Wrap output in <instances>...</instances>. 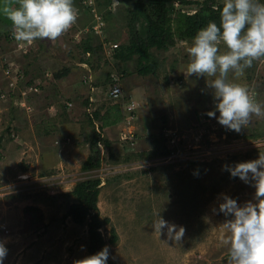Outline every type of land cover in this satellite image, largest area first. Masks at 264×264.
<instances>
[{
    "label": "rangeland",
    "instance_id": "rangeland-1",
    "mask_svg": "<svg viewBox=\"0 0 264 264\" xmlns=\"http://www.w3.org/2000/svg\"><path fill=\"white\" fill-rule=\"evenodd\" d=\"M88 1H73L76 21L55 40L17 41L12 36V22L0 14V47L5 53L0 62V242L8 249L3 264H74L89 256L86 228L64 216L74 202L70 194L75 184L98 178L97 207L100 218L108 221L101 233L107 240L114 229L117 236L114 244H107L110 261L227 264L225 233L220 228L225 217L218 212L221 196L228 195L243 205L255 202V189L232 177L225 166L264 154V115L253 114L239 132L207 115L215 109L212 89L206 85L211 78L187 75L186 49L192 40L175 34L177 26L182 27V15L194 14L198 5L173 3L169 28L174 43L164 52L150 49L157 67L140 76L143 65L136 57L123 65L109 60L111 56L105 53L108 44L116 43L119 51L126 44L129 31L125 13L122 17L121 13L131 3L116 0L114 10L107 11L100 8L104 0L94 1V8L107 14L105 34L100 37L81 33L92 24L85 8ZM212 1L223 4V0ZM4 6H18V0H0V8ZM89 36L93 46L100 44L102 49L84 58L79 44ZM2 66L18 71L19 79L21 69L35 75L30 85L40 79L44 85L39 86L33 102L26 101L30 85L7 89L9 79ZM64 68L68 75L55 83L51 75ZM87 70L92 78L83 83ZM111 75L118 76L124 96L137 103L134 119L128 124V113L123 114L122 105L110 101L104 91L115 84ZM226 80L246 86L251 98L264 104V57L245 68L242 77L230 70ZM99 85L103 86L97 89ZM17 92L20 98L13 102ZM63 103L67 109L58 116L56 106L63 107ZM98 109L100 118L96 119L93 113ZM118 114L116 124L100 128L104 120L112 121ZM93 129L97 131L94 136ZM97 136L111 145L105 149L100 143L102 166L84 172L81 165ZM27 207L34 211L25 212ZM157 213L184 227L180 240L169 238L166 230H155Z\"/></svg>",
    "mask_w": 264,
    "mask_h": 264
},
{
    "label": "clouds",
    "instance_id": "clouds-1",
    "mask_svg": "<svg viewBox=\"0 0 264 264\" xmlns=\"http://www.w3.org/2000/svg\"><path fill=\"white\" fill-rule=\"evenodd\" d=\"M0 14L12 22L13 38L24 42L55 40L77 18L73 0H18V6L0 8ZM186 51L187 75L211 78L206 85L212 89L215 109L207 113L209 117H215L228 130L239 132L249 124L253 114L264 115V104L254 101L246 86L226 80L230 70L235 77H242L245 68L264 57V0H223L219 24L209 21L200 28ZM225 169L255 189V202L243 205L228 195L221 196L218 212L225 217L220 228L225 233L227 264H264V154L234 166L226 165ZM153 227L159 233L166 230L169 238L177 240L185 231L183 226L170 223L159 213ZM7 252L0 242V264ZM108 259L109 248L104 246L74 264H108Z\"/></svg>",
    "mask_w": 264,
    "mask_h": 264
},
{
    "label": "trees",
    "instance_id": "trees-1",
    "mask_svg": "<svg viewBox=\"0 0 264 264\" xmlns=\"http://www.w3.org/2000/svg\"><path fill=\"white\" fill-rule=\"evenodd\" d=\"M74 1V0H73ZM121 2H130L131 7L125 12L124 20H127L126 27L129 31V38L125 45L122 46L121 51L116 50L113 55L109 58L111 61H119L121 64H125L127 61L131 60L133 57L137 58V62L139 65H143V67L138 70L140 76H146L150 73H153V68L157 67V64L154 61L153 56L150 55V49H154L156 53L166 51L170 46L173 45V37L170 34L169 25L173 20L171 19V14L173 12V3L178 1L181 5H198V10L195 11L194 14L182 15V27L177 26L176 35L183 37V40H192L196 33L199 31L200 28L206 26L209 21H215L219 24V9L222 8L223 4H218L212 0H205L201 3L197 1H187V0H120ZM111 0H104L102 6L100 8H106L110 4ZM109 17L111 16L108 13ZM179 16L178 20H180ZM176 21V22H177ZM89 25V23H88ZM174 32V31H173ZM183 32V33H182ZM12 39L8 38V41ZM94 40L92 37H88L85 41L79 44V49H81V53L84 55L83 57L93 56L95 51H100L101 45L93 46ZM150 58V60H149ZM149 60V61H148ZM151 61V62H150ZM84 62H87V58L84 59ZM88 63V62H87ZM21 79L18 80L17 86L18 87H29V85L35 80V75H30L28 71L21 69ZM69 70L64 68L60 71L52 74L53 81L61 80L66 75H68ZM45 71L40 74L41 78L44 75ZM24 77V79H23ZM45 80V76H44ZM40 81V79H38ZM45 82V81H44ZM56 83V82H55ZM112 83V82H111ZM33 85V84H32ZM30 85V86H32ZM45 85L48 86L49 83L45 82ZM99 85L96 86L99 89ZM44 87V86H43ZM111 87L108 86L107 89L104 91L109 92ZM43 89V88H42ZM40 91V87H39ZM12 92V91H11ZM10 92V93H11ZM8 94L10 98L12 95ZM36 93H29V96L26 98L27 103L33 102L36 97ZM20 98V94L17 92V97L13 102H16L17 99ZM109 99V97H108ZM129 98L125 97L126 101ZM110 100V99H109ZM111 101V100H110ZM59 104L57 107L58 116H61L66 111V104L63 103ZM63 108V111L61 110ZM113 109L118 110V106H113ZM100 110H96L93 115L94 118H100ZM120 115L115 117L112 121H103L100 128L111 126L116 124L120 120ZM106 117L102 118L105 119ZM87 125L91 126V120L87 118ZM93 126V125H92ZM93 136L97 133L94 129L92 130ZM2 138V137H0ZM91 142V154L88 155L86 160L81 165V170L92 171L98 170L102 165L104 157H100V143L103 145L105 149L110 147L108 141L98 139ZM2 139H0L1 142ZM100 141V142H99ZM98 145V148H97ZM126 144H123L122 148L126 150L128 148L125 147ZM128 146V145H127ZM109 153V159L112 157V154ZM108 159V157L106 158ZM112 159V158H111ZM115 159V157H114ZM113 159V160H114ZM100 179H88L81 182H77L71 191V196L74 198V202L69 204L68 210L64 216V218H70L71 222L76 226H83L86 228V234L88 238L87 243V252L88 255L95 254L99 250H101L107 244H114L117 240V236L114 232V229L109 231V239H105L101 233V229L104 227L105 224L108 223L107 220L101 219L99 215V209L97 207L98 195L100 190ZM26 211H34L33 208L27 207L24 209ZM108 264H116L113 261L108 259Z\"/></svg>",
    "mask_w": 264,
    "mask_h": 264
},
{
    "label": "built area",
    "instance_id": "built-area-1",
    "mask_svg": "<svg viewBox=\"0 0 264 264\" xmlns=\"http://www.w3.org/2000/svg\"><path fill=\"white\" fill-rule=\"evenodd\" d=\"M94 1L95 0H90L88 1L89 6H86V10L89 12V14L91 15V19H92V24L90 26L89 29H82L81 33L86 34V32H91L94 35H98L100 37H103L105 34V18L107 16L106 12L101 13L97 11V7L94 8ZM118 5V3L116 2V0H112V3L109 5V7L107 6L106 9L107 11L110 10H114V8ZM79 33V32H78ZM108 51L106 50V55L111 56L112 53H114L117 49H118V45L116 43L113 44H108ZM0 62L4 61V54H2L1 52V47H0ZM87 56H89L87 54ZM83 68L88 69V66L86 64H82ZM2 69L4 70V76L9 79L8 82L6 83V87L8 90H10L12 87H14L15 85H17V80H19L20 78V74L18 73V71H14L11 67L7 66L4 67L2 66ZM89 70H87V74H85L83 76V83L89 82L92 78V75L88 72ZM87 75V76H86ZM46 77H50V75L46 74ZM111 78L113 81H115V84H112L109 92H108V97L109 99L114 103V104H122V112L123 114H127L128 113V117H125L126 123H130V121H132L134 119V110L136 109L134 103L132 101H123L125 100L124 93L119 85V78L118 76L116 77L115 75H111ZM38 83L34 82V85L30 86L28 88L29 91L33 92V93H38L39 91V86H42L44 84H40V81H36ZM11 92V91H9ZM127 112V113H126ZM124 139H126L127 134L124 133Z\"/></svg>",
    "mask_w": 264,
    "mask_h": 264
},
{
    "label": "crops",
    "instance_id": "crops-1",
    "mask_svg": "<svg viewBox=\"0 0 264 264\" xmlns=\"http://www.w3.org/2000/svg\"><path fill=\"white\" fill-rule=\"evenodd\" d=\"M135 105H136L135 107H137V103ZM65 125H67V124H65ZM64 161H66V159H64Z\"/></svg>",
    "mask_w": 264,
    "mask_h": 264
},
{
    "label": "bare ground",
    "instance_id": "bare-ground-1",
    "mask_svg": "<svg viewBox=\"0 0 264 264\" xmlns=\"http://www.w3.org/2000/svg\"><path fill=\"white\" fill-rule=\"evenodd\" d=\"M26 176H23V178L25 179Z\"/></svg>",
    "mask_w": 264,
    "mask_h": 264
}]
</instances>
